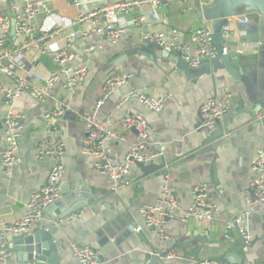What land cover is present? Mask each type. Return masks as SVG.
<instances>
[{"label": "crops", "instance_id": "1", "mask_svg": "<svg viewBox=\"0 0 264 264\" xmlns=\"http://www.w3.org/2000/svg\"><path fill=\"white\" fill-rule=\"evenodd\" d=\"M113 1L118 0H78L77 5L74 0H34L41 12L33 28L39 39H45L25 56L21 73L26 74L27 69L33 68L46 76L57 70L48 54L65 50L70 35L89 29L71 27L73 19ZM13 5L11 0H0V15L13 18ZM194 5V1L161 5L156 10L158 19L149 17L143 26H129L126 36L118 44H111L100 36L77 38L67 49L72 59L65 68L73 71L85 66L88 72L85 81L74 89L65 90L56 85L45 102L24 94L12 106L0 95V229L23 217L31 193L47 181L54 162L50 158L38 160V146L46 141L61 142L65 148V174L61 188H65L69 195L90 194L93 198L88 200V195V201L86 198L76 200L87 202L77 212L81 213L80 218L61 219L63 211H45L42 221L33 227V230L49 229L53 232L59 264H77L72 255V246L77 244L101 250L103 264H151L153 256L158 259L152 264H193L230 252L246 255L255 264L264 263V207L251 210L248 203L254 178L251 164L264 149V110L256 114L255 104L251 107L241 104L243 93L248 89L257 99L264 98V17L258 15L254 19L242 11L232 18L228 25L232 34V55L226 61L216 58L218 69L210 75L189 80L176 68L177 57H165L164 52L145 45L144 41L148 35L159 34L170 41L177 34L181 42H191L193 31L205 24ZM151 11L149 6H143L135 16L149 15ZM244 17L249 18V24L237 22ZM124 19L123 22L128 24L129 17ZM4 31L0 26V39ZM11 31L12 26L7 33V49L23 41ZM96 42L101 48L88 52ZM116 74H133L135 77L127 85L115 89L96 113L100 121L109 122V128L126 139L122 143L110 142L107 150L117 163H122L136 141L135 131L125 129L124 119L127 115H141L153 129L148 140L150 149L159 143L165 151L164 157L156 162L159 165L164 160V166L152 172L132 166L129 174L132 186L120 193L111 190L112 181L95 171L92 159L82 152L85 139L83 117L95 112L106 81ZM0 86L15 88L2 73ZM133 92L151 98L170 96V100L160 113L149 111L138 101L120 105ZM226 94L232 95L229 112H233L234 119L220 139L209 142L210 134L199 129L200 107L209 98ZM59 107L67 110L47 126L46 112ZM11 111L24 117L23 137L19 143L21 162L5 175L1 154L9 147L5 140L4 121ZM219 126L224 127L223 121ZM211 145L216 148L208 151ZM166 171L175 180V194L184 208L192 205L195 186L208 185L211 200L218 209L216 222L239 221L241 230L250 237L246 240L247 247L241 246L236 228L229 232L230 240L218 231L206 237L194 225L177 221L167 224L166 240H161L154 230L145 228L140 209L145 204L154 203L160 196L162 175ZM138 227H143L139 233L135 231ZM16 236L7 233L0 241V257L10 253L9 264H28L18 257L17 251H7L10 240ZM200 236L207 242L197 238ZM233 245L236 247L230 248ZM219 247L226 251L218 250Z\"/></svg>", "mask_w": 264, "mask_h": 264}, {"label": "built area", "instance_id": "2", "mask_svg": "<svg viewBox=\"0 0 264 264\" xmlns=\"http://www.w3.org/2000/svg\"><path fill=\"white\" fill-rule=\"evenodd\" d=\"M182 1L189 4L193 0H118L106 3L101 7L87 14H79L70 23V26H80L83 29L76 35H70L67 38L65 50L48 55L57 65V70L50 75H41L35 69L29 68L26 74H22L24 69L25 56L39 47V39L35 34L33 23L41 12L40 6L36 5L34 0H11L15 16L4 14L0 15V26L5 31L0 39V73L4 74L15 85L14 89H5L0 86V95L6 102L12 106L24 94H31L37 101L45 102L50 96L51 91L56 85L69 90L80 86L87 76V67L82 66L76 70L70 71L65 68L72 56L68 52V47L77 38L89 39L94 36L105 38L111 44H118L127 34L129 26L140 27L147 23L148 18L158 19L156 10L161 5H171L174 2ZM202 4L209 5L215 0H200ZM21 3V5H17ZM77 5L78 0H74ZM143 6H149L152 11L149 15L135 16L137 10ZM191 9V8H189ZM125 17H129L128 24ZM16 19V36L23 38V41L12 49H7V33L12 26L13 19ZM102 21V24L100 23ZM241 25L249 24V18L238 19ZM56 32V31H55ZM45 35L44 37H46ZM146 40L157 43L164 51L168 53H180L182 58L190 68H199L204 61H213L220 56H226L230 53L232 34L230 27H226L222 34L223 48L219 52L213 43L212 34L207 29L206 24H202L193 31L191 42H181L178 35L175 34L172 40L168 41L162 34L148 35ZM101 45L96 42L94 46L88 49V52L100 49ZM242 54V51H237ZM135 75L116 74L111 76L103 87V96L96 103L95 112L83 117L85 123V139L83 145V154L92 159V165L99 174L108 177L113 185L111 190L114 193H120L132 186L129 180L131 167L136 163L145 165L156 163L165 155L164 149L159 143L153 145L150 149L149 136L153 132L152 127L141 115H127L124 119L126 130H133L136 133V141L130 147L122 163H117L111 156L107 145L110 142H126L124 135L117 133L109 128V122H102L97 117V111L100 110L111 93L122 86L127 85ZM170 96L160 98H151L140 92H133L124 98L120 105L131 101H138L149 111L160 113L164 111ZM232 95H217L206 100L200 107L201 124L199 129L212 135L219 127L223 118L229 113L231 108ZM67 109L57 108L53 111H47L44 117L45 124L50 126L62 116ZM23 116L13 111L9 112L4 121L6 128V143L9 148L1 154L2 173L8 175L11 169L21 162L19 158L20 140L23 137ZM38 160L50 158L54 165L50 171L46 183L38 190L31 193L23 217L6 225L0 229V241L5 238L7 233L15 235L30 234L35 225L39 224L44 216L46 209L62 198L61 179L65 174V148L61 142L46 141L38 146ZM251 170L254 178L250 184V190L254 194V200L248 198L251 210L264 207V149L253 160ZM175 180L171 174L166 171L162 175V190L160 196L154 203L145 204L140 209L144 226L147 229L154 230L161 240L168 239L166 227L170 221H177L183 225H194L206 237H209L215 231L221 232L227 240H230L229 232L237 228L239 221H226L218 224L215 219L217 205L211 200L208 185L199 184L192 190L193 203L190 207L184 208L180 204L178 196L175 194ZM81 213H75L68 216V220L80 218ZM143 227H138L135 231L141 232ZM246 240L250 237L245 235ZM248 242V241H247ZM72 255L77 264H103V254L99 249L89 246H72ZM10 253H4L0 257V264H9ZM193 264H213L209 260L195 262Z\"/></svg>", "mask_w": 264, "mask_h": 264}, {"label": "water", "instance_id": "3", "mask_svg": "<svg viewBox=\"0 0 264 264\" xmlns=\"http://www.w3.org/2000/svg\"><path fill=\"white\" fill-rule=\"evenodd\" d=\"M194 8L199 12L200 16L203 17V20L206 24L207 29L212 34L213 43L218 48L219 52H222L223 48V38L222 34L224 29L229 25L230 20L237 16L240 12H245L247 15L252 16V18L257 19V16L260 15L264 17V0H216L214 4L205 5L202 4L200 0H193ZM255 14V15H254ZM246 31L245 29L241 28ZM12 35L16 34V19H13L12 22ZM147 46H154L160 51L164 52L165 57H169L173 55L178 59L174 62L176 68L179 70V73L185 75L187 79H195L202 75H210L212 72L218 69L217 65H215L216 59L213 61H204L202 65L193 69L188 66L185 60L182 58L180 53L172 52L168 53L164 51L157 43L152 42L150 40L144 41ZM232 54H228L226 56L218 57L220 61L223 58V61H226L228 57ZM250 89L243 93V98H241V104H246L251 107L255 104L257 107L254 113L259 114L260 111L264 110V98L257 99ZM233 113V112H232ZM229 112L223 118L224 127L219 126V128L209 137V142L216 141L220 139L224 131H228V126L231 120L234 119L233 114ZM221 124V123H220ZM219 124V125H220ZM220 144V143H217ZM216 145H211L208 151L215 149ZM165 161L162 160L160 164L151 163L148 165L142 163H136L139 168L144 169L145 171H154L159 167L164 166ZM83 186V185H82ZM84 187V186H83ZM86 191V190H85ZM88 191V190H87ZM86 191V192H87ZM62 198L59 202L50 205L46 211H51L59 209L63 211L61 215V219L67 218L68 216L75 214L81 209H83L87 202H77L79 198L88 199V195L90 194H82V196L76 193V196L69 195L65 188H61ZM250 195L252 200H254V194L250 191ZM92 195H90V200ZM87 200V201H88ZM237 231L239 233L241 239V246L243 248L247 247L248 243L246 241L245 236L243 235V231L240 226H237ZM198 239H202L207 242L206 238L197 237ZM8 252L17 251L18 257L23 260L24 263L28 264H59L58 254H57V245L55 243V237L53 236V232L49 229H32L30 234H19L13 240H10ZM236 246H230V248H235ZM223 252L226 251L224 247H219L218 250ZM158 259L157 256L151 257V264L154 263ZM213 264H255L251 262L246 255L240 256L236 253H220L219 255L213 256L210 260ZM264 264V263H263Z\"/></svg>", "mask_w": 264, "mask_h": 264}]
</instances>
